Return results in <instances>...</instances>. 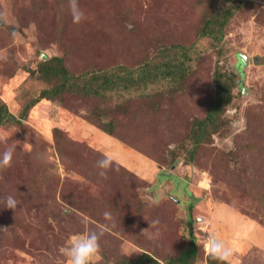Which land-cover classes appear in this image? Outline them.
<instances>
[{
  "label": "rangeland",
  "instance_id": "1",
  "mask_svg": "<svg viewBox=\"0 0 264 264\" xmlns=\"http://www.w3.org/2000/svg\"><path fill=\"white\" fill-rule=\"evenodd\" d=\"M229 6L240 8L220 42L197 36L203 15ZM0 22V104L16 119L49 85L28 71L53 56L71 72L136 69L174 45L189 67L177 91L147 89L161 93L162 123L136 109L141 95L119 92L131 103L107 140L84 120L94 103L68 95L40 100L21 126L0 125V264H110L141 253L165 264L190 228L199 259L264 264V208L253 200L264 192V0H0ZM216 72L240 86L227 123L187 163L188 127L213 104Z\"/></svg>",
  "mask_w": 264,
  "mask_h": 264
},
{
  "label": "trees",
  "instance_id": "2",
  "mask_svg": "<svg viewBox=\"0 0 264 264\" xmlns=\"http://www.w3.org/2000/svg\"><path fill=\"white\" fill-rule=\"evenodd\" d=\"M238 1V0H225ZM240 7L229 6L222 11L203 15L202 22L196 30L197 36L201 38H211L216 42H220L224 36V28L229 20L233 17L234 12ZM10 32H15L18 29L9 27ZM185 50L180 47L160 46L157 52L151 57H146L145 60L136 69H129L118 65L111 68H101L91 66L81 72L69 71L63 57L53 56L49 59L41 61L36 69L29 70L28 73L33 79H37L44 83H49L38 92L36 97L32 96L26 100L24 107L18 119L11 115L6 106L0 104V125L3 123H12L22 125V120L27 117L28 111L40 100L48 101L58 100L62 102L63 96L68 95L76 97L79 100L90 101L94 103L93 108L87 112L84 120L94 127L98 128L108 136L116 135V113H127L130 105V98L123 99L119 92L137 93L142 97L136 109H140L143 113L152 116V119H157L162 123L163 119L168 118L166 115H160L162 110L161 93L160 91L149 92L147 89L156 88L157 83L162 82L167 84L170 90L177 91L178 85H183L186 79L187 70L184 56ZM243 56L238 55L237 68L242 66L240 63ZM245 64V63H244ZM242 77V74L240 75ZM215 82V99L213 104L207 109L206 114L202 118H193L187 131V141L190 142L191 148L186 151V162L193 160L197 149L201 145H208L212 141V136L218 132L219 128L227 123L222 119L226 106L232 102V88L235 85L240 86L239 82L234 80V74L216 72L214 77ZM178 83V84H177ZM156 90V89H155ZM123 99V101H120ZM156 100V101H154ZM113 103V106L111 105ZM108 118L107 124H103L102 120ZM166 123V120H164ZM59 129H54V138H61ZM119 141H124L118 137ZM124 143V142H123ZM255 144L244 146L247 151L255 149ZM240 147L237 145L234 151L229 155L238 157ZM105 158V157H104ZM175 156L173 157V160ZM109 160V159H108ZM160 176L157 177L159 180ZM167 182L168 178L165 176ZM163 182V183H164ZM256 194L253 196L261 207L264 208V192L256 189ZM76 206V202L74 203ZM262 219V218H261ZM260 222V219H258ZM190 228V227H189ZM183 246L177 252V255H169L165 257V264H195L199 259V247L192 229H188V235L182 238ZM207 264H224L225 260L214 253L205 254L201 259ZM110 264H163L155 259L152 255L141 253L137 257H123L114 263Z\"/></svg>",
  "mask_w": 264,
  "mask_h": 264
},
{
  "label": "crops",
  "instance_id": "3",
  "mask_svg": "<svg viewBox=\"0 0 264 264\" xmlns=\"http://www.w3.org/2000/svg\"><path fill=\"white\" fill-rule=\"evenodd\" d=\"M103 134V138H104V140H107L106 138H109V136L108 135H106V134H104V133H102ZM140 157V156H139ZM142 160H143V162H145L146 164H149L150 166H152L151 165V162L150 161H148V160H146L145 158H142V157H140ZM129 168V167H128ZM130 169V168H129ZM130 171H131V169H130ZM157 177V176H156ZM152 177H149V178H146L145 180L146 181H148V182H151V181H149L150 179H151ZM149 179V180H148Z\"/></svg>",
  "mask_w": 264,
  "mask_h": 264
},
{
  "label": "water",
  "instance_id": "4",
  "mask_svg": "<svg viewBox=\"0 0 264 264\" xmlns=\"http://www.w3.org/2000/svg\"><path fill=\"white\" fill-rule=\"evenodd\" d=\"M1 24H3V22H0ZM43 58V57H42ZM241 62H243V59L241 60ZM214 242V241H213Z\"/></svg>",
  "mask_w": 264,
  "mask_h": 264
}]
</instances>
